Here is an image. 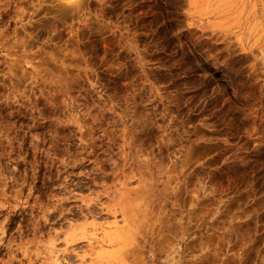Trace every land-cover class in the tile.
Returning a JSON list of instances; mask_svg holds the SVG:
<instances>
[{
	"label": "rangeland",
	"instance_id": "1",
	"mask_svg": "<svg viewBox=\"0 0 264 264\" xmlns=\"http://www.w3.org/2000/svg\"><path fill=\"white\" fill-rule=\"evenodd\" d=\"M0 264H264V0H0Z\"/></svg>",
	"mask_w": 264,
	"mask_h": 264
}]
</instances>
